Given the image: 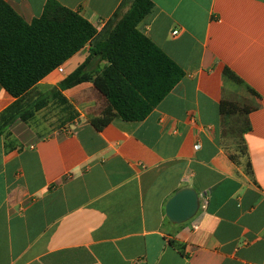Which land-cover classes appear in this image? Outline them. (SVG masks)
Returning a JSON list of instances; mask_svg holds the SVG:
<instances>
[{"label":"crops","instance_id":"0c3cea01","mask_svg":"<svg viewBox=\"0 0 264 264\" xmlns=\"http://www.w3.org/2000/svg\"><path fill=\"white\" fill-rule=\"evenodd\" d=\"M5 1L31 24L49 0ZM53 1L103 33L132 0ZM151 1L138 28L183 79L141 122L98 131L108 103L90 81L63 92L76 118L46 122L45 107L0 137V264H264V0ZM14 101L0 85V114ZM186 188L199 210L173 223Z\"/></svg>","mask_w":264,"mask_h":264},{"label":"trees","instance_id":"16d2710c","mask_svg":"<svg viewBox=\"0 0 264 264\" xmlns=\"http://www.w3.org/2000/svg\"><path fill=\"white\" fill-rule=\"evenodd\" d=\"M153 9L151 0H132L128 12L102 33L79 12L53 0L31 24L0 0V85L15 99L0 114V137L17 121H31L50 103L73 111L63 92L90 81L108 103L92 120L98 131L116 118L145 120L185 75L138 28ZM87 45L90 54L73 73L46 93L35 91L40 81ZM94 62L107 65L92 68Z\"/></svg>","mask_w":264,"mask_h":264},{"label":"water","instance_id":"95a60500","mask_svg":"<svg viewBox=\"0 0 264 264\" xmlns=\"http://www.w3.org/2000/svg\"><path fill=\"white\" fill-rule=\"evenodd\" d=\"M200 207L198 193L190 188L176 193L167 203L166 215L173 223H185L195 217Z\"/></svg>","mask_w":264,"mask_h":264},{"label":"rangeland","instance_id":"374dc122","mask_svg":"<svg viewBox=\"0 0 264 264\" xmlns=\"http://www.w3.org/2000/svg\"><path fill=\"white\" fill-rule=\"evenodd\" d=\"M76 112L66 110L63 106L59 105L58 103H50L46 109L44 110V115L41 116L46 122H53L52 124H58L60 122L66 123L71 121L72 119L76 118ZM63 125H60L58 128H62Z\"/></svg>","mask_w":264,"mask_h":264},{"label":"built area","instance_id":"2783aa9c","mask_svg":"<svg viewBox=\"0 0 264 264\" xmlns=\"http://www.w3.org/2000/svg\"><path fill=\"white\" fill-rule=\"evenodd\" d=\"M174 34H178V31H175ZM57 70L60 72V74H65V69L63 65L59 66Z\"/></svg>","mask_w":264,"mask_h":264}]
</instances>
